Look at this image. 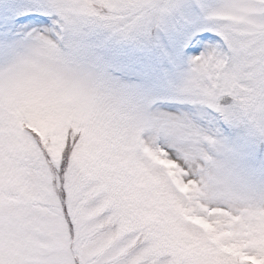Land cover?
<instances>
[{
	"label": "snow or ice",
	"instance_id": "6c2138e0",
	"mask_svg": "<svg viewBox=\"0 0 264 264\" xmlns=\"http://www.w3.org/2000/svg\"><path fill=\"white\" fill-rule=\"evenodd\" d=\"M264 0H0V264H264Z\"/></svg>",
	"mask_w": 264,
	"mask_h": 264
},
{
	"label": "rangeland",
	"instance_id": "374dc122",
	"mask_svg": "<svg viewBox=\"0 0 264 264\" xmlns=\"http://www.w3.org/2000/svg\"><path fill=\"white\" fill-rule=\"evenodd\" d=\"M261 161H264V153H260L259 155H257L253 163L258 166Z\"/></svg>",
	"mask_w": 264,
	"mask_h": 264
}]
</instances>
